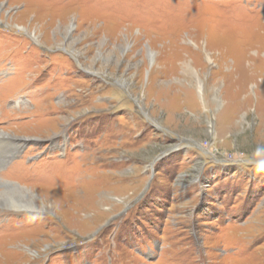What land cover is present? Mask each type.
<instances>
[{
  "label": "rangeland",
  "instance_id": "374dc122",
  "mask_svg": "<svg viewBox=\"0 0 264 264\" xmlns=\"http://www.w3.org/2000/svg\"><path fill=\"white\" fill-rule=\"evenodd\" d=\"M0 178V264H264V0H0Z\"/></svg>",
  "mask_w": 264,
  "mask_h": 264
},
{
  "label": "bare ground",
  "instance_id": "6f19581e",
  "mask_svg": "<svg viewBox=\"0 0 264 264\" xmlns=\"http://www.w3.org/2000/svg\"><path fill=\"white\" fill-rule=\"evenodd\" d=\"M0 187L3 189V193L0 194V204L12 209H39V207L36 208L34 202L37 195L33 192V190L31 191L28 188V185H23L22 183L18 184L17 182L0 178Z\"/></svg>",
  "mask_w": 264,
  "mask_h": 264
},
{
  "label": "trees",
  "instance_id": "16d2710c",
  "mask_svg": "<svg viewBox=\"0 0 264 264\" xmlns=\"http://www.w3.org/2000/svg\"><path fill=\"white\" fill-rule=\"evenodd\" d=\"M155 197H156V195L154 196V198ZM154 198L153 197H150V198H148L146 200V202L149 203V204L146 205L147 208H150V206H151L152 203H154L156 205V203L154 202Z\"/></svg>",
  "mask_w": 264,
  "mask_h": 264
}]
</instances>
